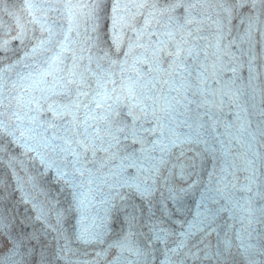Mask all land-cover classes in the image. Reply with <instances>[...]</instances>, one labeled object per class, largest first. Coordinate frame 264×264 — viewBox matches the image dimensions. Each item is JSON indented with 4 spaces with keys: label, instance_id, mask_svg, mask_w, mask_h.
Listing matches in <instances>:
<instances>
[{
    "label": "snow or ice",
    "instance_id": "6c2138e0",
    "mask_svg": "<svg viewBox=\"0 0 264 264\" xmlns=\"http://www.w3.org/2000/svg\"><path fill=\"white\" fill-rule=\"evenodd\" d=\"M0 264H264V0H0Z\"/></svg>",
    "mask_w": 264,
    "mask_h": 264
}]
</instances>
